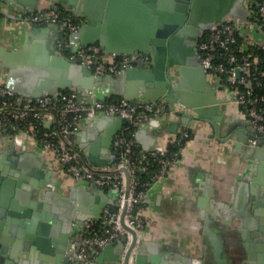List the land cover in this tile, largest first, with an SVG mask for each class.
Wrapping results in <instances>:
<instances>
[{
    "label": "crops",
    "instance_id": "crops-1",
    "mask_svg": "<svg viewBox=\"0 0 264 264\" xmlns=\"http://www.w3.org/2000/svg\"><path fill=\"white\" fill-rule=\"evenodd\" d=\"M244 3L190 0L186 15H173V0H85L81 7L77 0H0V84L26 97H56L68 89L77 92L82 104L119 96L142 102L160 94L166 63L175 94L169 102L180 112L150 116L135 127V137L142 149L166 147L182 128L189 137L141 203L138 264H255L247 250L248 232L262 248L264 142L255 147L247 128L237 129L245 120L232 92L198 64L197 44L206 28L227 14L245 18ZM28 7L67 13L83 26L79 39L99 44L108 62L134 50H141L146 59L134 57L136 62L121 72L92 76L83 64L66 59L67 49L55 45L58 30L23 18L21 12ZM179 24L182 32L175 30ZM207 107L211 109L206 115L194 112ZM124 125L111 114H83L72 138L80 145H94L97 160L105 163L116 157L112 140ZM8 170L19 175L13 178L18 184H2L8 194H1L0 204L11 199L14 206L0 218L4 264H67L45 251L47 240H56L55 235L78 238L83 217L116 203L114 187L77 179L36 137L4 127L0 174ZM26 225L34 228L38 244ZM114 241L93 250L89 264H115L121 243Z\"/></svg>",
    "mask_w": 264,
    "mask_h": 264
},
{
    "label": "built area",
    "instance_id": "built-area-1",
    "mask_svg": "<svg viewBox=\"0 0 264 264\" xmlns=\"http://www.w3.org/2000/svg\"><path fill=\"white\" fill-rule=\"evenodd\" d=\"M244 6V20L227 16L204 33L197 44L198 58L204 72L217 76L230 89L245 123L257 133L264 134V0H245ZM21 15L26 21L40 25H64L66 35L63 40H58L59 47L67 49L69 58L88 66L94 74L118 73L131 63L129 54H122L112 62L106 61L97 43L71 50L68 32L76 30L78 25L65 12L51 8H25ZM135 58L145 60L146 56L138 52ZM167 110L180 112L164 97L139 102L119 96L82 104L75 90L61 91L56 97L47 94L26 97L0 84V129H20L36 137L41 146L57 156L71 175L88 179L101 187L117 189L116 203L103 206L99 215L88 214L83 220L79 239L70 241L72 261L76 264H89L93 250L117 239L123 241L120 260L123 264L125 252L134 239L127 258V264H133L143 227L141 203L146 191L178 157L189 137V131L182 128L174 140L176 149H142L134 129L150 116ZM97 112L114 114L125 122L123 130L112 140L116 157L105 163L89 161L72 138L77 119L83 114L90 116ZM151 161L155 164L154 169L149 168ZM149 170L152 171L150 179L141 180V174Z\"/></svg>",
    "mask_w": 264,
    "mask_h": 264
},
{
    "label": "water",
    "instance_id": "water-1",
    "mask_svg": "<svg viewBox=\"0 0 264 264\" xmlns=\"http://www.w3.org/2000/svg\"><path fill=\"white\" fill-rule=\"evenodd\" d=\"M77 1L79 3L78 7H81L80 5H82L85 0H77ZM173 2H174V9H175V12H174L173 15H176V13H179V11H180L181 14H185L186 15V13L188 12V6H189V3H190V0H173ZM28 9L29 10H33V7H28ZM227 16L233 17L231 14H227L224 18L218 20L217 23H215L213 26H210V27L206 28V31L212 29L219 22L223 21ZM233 19L238 20L235 17H233ZM241 20H244V18L241 19ZM45 27H46L45 29H47L48 31L50 30V27H51V30H53L52 28H54L55 30H58L59 33L56 36L55 45L58 44V39L59 40H63L65 38L66 30H65L64 25L52 23V24H45ZM175 30L177 32H182V30L180 28V24H179V26H176ZM81 32H83V26H78L76 28V30L71 31V32H68V37L67 38H68V40L70 42V48H71V50H75L80 45H85V44L92 43L91 41H83V40H80L79 39V34ZM202 34L203 33H201L200 36H202ZM138 52H141V50H134L132 52L126 53V54L131 55V57H132L131 63L132 62H136V60H134V57H135L134 55H136ZM65 57H66V59L69 62L76 63L74 60H72L71 58H69L68 55L65 56ZM198 64H199V67L201 68V70L204 72V69L201 66L199 60H198ZM83 66L87 69V71H89V73L92 76L95 75L91 68H89L88 66H86L84 64H83ZM162 69H163L162 75L160 76V79H159V85L162 88L161 91H160V94L157 97H155V98H150V99L144 100L142 102H148V101L158 100L161 97H165L166 99H168V101H171V103L174 100V95L175 94H174V91L172 89V84H171V81H170V77L168 76V72L166 70V63L164 64V66H163ZM207 103H208V101L206 100L205 102H202V105H206ZM210 109H211L210 107L200 108V109H195L194 112L197 113V114H201L203 116V115H206L207 111L210 110ZM102 113H104V114H111V113H105V112H102ZM111 115H114V114H111ZM120 120H122V119H120ZM245 128H247V131L249 132L247 134V138H249V142L251 140H254V142H253L252 145H255V147H256V145L259 144L260 142H264V134L257 133L255 131V129L254 128H251L247 123H243L241 125V127L237 128V129L239 131H241V132H246L244 130ZM246 141H247V139L244 140V142H246ZM74 142L76 143V145L78 146V148L81 150V154L84 155L89 161L95 162V163H100L99 160H97L96 154L94 153L95 150H96L94 145H92L91 143L90 144H87V145H80L76 141H74ZM115 153L117 154L116 151H115ZM9 160H12V158L9 157L8 158V161ZM12 162H13V160H12ZM9 163H10V161L8 162V164ZM9 166L11 168H13V165L12 164H9ZM125 174H126V179L128 181V173H127L126 170H125ZM18 175L19 174H16L15 171L11 172L10 170H8L7 172L5 171V174H0V198H1V194H5V195L8 194L7 193V190L8 189H6V187L4 188L2 186V184L4 182H7V180H11V181L15 180L13 178L16 177V176H18ZM76 178L77 179L86 180L88 182H91L90 180L85 179V178H80V177H76ZM15 181H17V184H18V179L17 178H16ZM116 191H117V189H116ZM117 194H118V192H117ZM116 198H117V196H116ZM76 205H78V204H76ZM105 205H108V204H105ZM105 205H103V206H105ZM13 207L14 206H13V203H12V200L11 199H8V202L6 204H4V205H1L0 204V218L2 216L7 215V214H11V208H13ZM102 207L98 211L94 212L93 214L99 215ZM77 208H78V206H77ZM84 218L85 217H83L82 220H81V222H79V224H80L79 233L82 231V224H83ZM25 231L28 233V235L33 234L32 237H31V240L34 239L33 240V243L38 244V240L40 238L34 233V228H32L30 225H26L25 226ZM247 237H248L247 239H248V242H249V243H247V250L249 251V258H251L250 256L253 257V255H254L255 256V258H254L255 259V264H264V242L261 244L262 245V248H258L253 243L252 237H251V235H250L249 232H248V236ZM55 238H56V240L55 239L53 240L51 238L48 239V240L46 239L47 242L45 244V251H47V253H53L52 254L53 256L55 255L56 258H59L61 261L63 260L64 263H67V264H76V262H73L72 261V253H73V250L69 248V245H70V241L72 239H79V237L78 238H72L71 240H69L68 239V236L65 237V236H61V235H55ZM263 240H264V238H263ZM119 241L121 243L120 244L121 245V250H120V252H119V254L117 256V262L115 264H120L121 263L120 260H121V251L123 249V241L120 240V239H119ZM133 243H134V239L132 240L129 248L125 252V255H124V258H123V264H127V258H128V255H129V250L133 246ZM4 244H5L4 241L0 238V264H4L3 262L5 260V255L7 253L6 250L3 249V245ZM134 259L135 260H134V263L133 264H138L139 260L141 259V256L139 254H137L134 257ZM249 263L250 262H247V261L244 262V264H249ZM203 264H207V263L204 262ZM208 264H211V263H208ZM213 264H225V262H222L220 260H217Z\"/></svg>",
    "mask_w": 264,
    "mask_h": 264
},
{
    "label": "trees",
    "instance_id": "trees-1",
    "mask_svg": "<svg viewBox=\"0 0 264 264\" xmlns=\"http://www.w3.org/2000/svg\"><path fill=\"white\" fill-rule=\"evenodd\" d=\"M68 90V89H67ZM66 91V90H65ZM166 151H171V150H174L177 148V145L173 142L171 144H168L166 147H165ZM150 169H154L155 168V164L154 162L151 161V165L149 167ZM152 175V171L149 170L148 172H145L143 174H141L140 176V179L143 180V181H148L150 179V176Z\"/></svg>",
    "mask_w": 264,
    "mask_h": 264
},
{
    "label": "rangeland",
    "instance_id": "rangeland-1",
    "mask_svg": "<svg viewBox=\"0 0 264 264\" xmlns=\"http://www.w3.org/2000/svg\"><path fill=\"white\" fill-rule=\"evenodd\" d=\"M152 116H154V115H152Z\"/></svg>",
    "mask_w": 264,
    "mask_h": 264
}]
</instances>
